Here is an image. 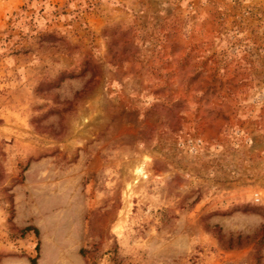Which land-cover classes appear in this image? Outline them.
Returning a JSON list of instances; mask_svg holds the SVG:
<instances>
[{
    "label": "rangeland",
    "instance_id": "obj_1",
    "mask_svg": "<svg viewBox=\"0 0 264 264\" xmlns=\"http://www.w3.org/2000/svg\"><path fill=\"white\" fill-rule=\"evenodd\" d=\"M0 264H264V0H0Z\"/></svg>",
    "mask_w": 264,
    "mask_h": 264
},
{
    "label": "bare ground",
    "instance_id": "obj_2",
    "mask_svg": "<svg viewBox=\"0 0 264 264\" xmlns=\"http://www.w3.org/2000/svg\"><path fill=\"white\" fill-rule=\"evenodd\" d=\"M136 173H137V175L142 174L143 173L142 167L138 166L137 170H136Z\"/></svg>",
    "mask_w": 264,
    "mask_h": 264
}]
</instances>
